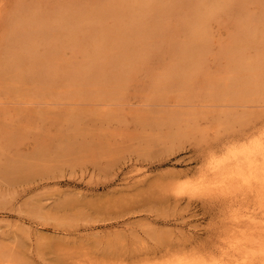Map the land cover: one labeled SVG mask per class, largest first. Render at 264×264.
Wrapping results in <instances>:
<instances>
[{
	"label": "rangeland",
	"instance_id": "1",
	"mask_svg": "<svg viewBox=\"0 0 264 264\" xmlns=\"http://www.w3.org/2000/svg\"><path fill=\"white\" fill-rule=\"evenodd\" d=\"M225 1L0 0V59L9 57L13 73L26 76L21 95L38 94L33 105L18 100L12 89L6 92L10 78L0 76V128L23 122L31 105L41 112H33L37 143L46 142L48 132L50 148L65 139L75 146L74 140L98 142L92 151L83 145L34 167L23 181L10 184L0 177L1 263L140 264L147 259L160 264L193 253L210 256L231 239L229 211L251 198L188 197L174 191L177 184L197 183L210 157L233 133L264 125V98L256 113L249 106L231 115L213 111L206 102L207 85L200 79L225 77L237 65L262 75L264 91V0H235L236 7L233 0ZM158 3L165 8L151 18L159 12L151 6ZM15 15L21 21L37 19L30 36L8 30ZM44 21L50 24V73L48 63L34 76L35 57L45 43ZM247 27H257L256 34L245 37ZM122 29L130 36L118 37ZM6 33L17 49L9 48ZM32 43L42 46L32 48ZM176 65L181 76L173 91L160 87L169 96L167 109L148 105L152 99L164 100L155 95V85ZM193 66L201 68L198 80L183 83ZM119 76L129 79L117 105L106 110L80 99ZM181 98L190 100L188 108L197 115L179 129L165 121ZM0 143L1 173L8 157L25 153L27 146H6L5 139Z\"/></svg>",
	"mask_w": 264,
	"mask_h": 264
},
{
	"label": "bare ground",
	"instance_id": "2",
	"mask_svg": "<svg viewBox=\"0 0 264 264\" xmlns=\"http://www.w3.org/2000/svg\"><path fill=\"white\" fill-rule=\"evenodd\" d=\"M233 1L234 2H231V4L233 3L232 5L234 7L235 0ZM243 1L245 4L246 1ZM206 3L207 2H205V5ZM156 5L157 6L151 7L152 9L159 10V12L157 11V14H152L150 16L151 18H154L153 15L158 16V14H160L165 8L164 5L161 8V4L159 3ZM114 8L115 6L111 5L109 7V11H114ZM210 11L212 12V10ZM16 17L19 18V15L14 16L10 24L11 28L8 30L12 33H14L15 31H23L26 37L30 36V28L33 29L34 25L36 26L38 24L37 19H35V17H31V19L21 21L20 19H16ZM95 19L98 20V17L91 19V23L93 25L95 24ZM197 26L199 25L197 24ZM42 27V37L45 43L43 44L44 47L41 45V50L38 49L40 51V54L37 53L39 55L35 57L36 60L34 62L38 63L35 67H32L34 76L37 75V73L39 75L42 71H45L48 63L49 65L47 67V72L50 73V36L48 35L50 24L44 21ZM125 29H122L121 32L119 31L120 33H117L118 37L130 36V32L128 34L127 31H123ZM255 29L253 30V28L250 27L245 28L246 34H244V36L249 37L251 32L252 34H256ZM131 32L132 35L134 33V30ZM16 35H18V33ZM4 36L2 37L6 38ZM9 36L10 34H8L7 40L5 39L6 42L9 40V45L11 46L9 48H16L15 46H12L15 43V40H12ZM21 37L23 38V36ZM33 39L34 38H32V40ZM126 41L130 43L129 40ZM193 43L194 45H196V42ZM32 46L39 45L32 43L31 47ZM139 47L136 46V49H133L139 50ZM2 54H5L7 56L9 54V51H4ZM3 56L4 55H2L0 59V76H6L7 78H10V85L7 84L9 88L6 90V92L10 93L12 89V92L10 93L13 94L11 95L12 97L21 101L29 99V101H25L27 103H30L31 105L37 103L36 100L38 98V94L36 92L35 93L37 94V97H34L36 95H21V86L28 83L27 81L22 82L26 78V76L21 75L22 78L19 79L18 73H13L12 69L14 68L12 66L13 64H11V59L9 57L3 58ZM239 61L241 62V60ZM39 67L41 68L38 70V72H36L35 69ZM172 68L173 69L171 71L167 70L161 75L163 76V79L159 81V83L156 84L154 88V90H156L155 95L159 97H165L164 100L160 102L158 98H156L155 100L152 99L153 102L148 103V105H152L155 108L157 106H165V110L167 109V99L169 101V96L166 95L163 89H161L160 87L164 85V89L169 88L170 92L173 91L172 89H174L173 86L175 85V78H180L181 76V73H179L181 72L179 70V66H172ZM200 70L201 68L199 66L190 67L188 69V74H185V77H182L184 78L183 83L191 85L193 81L198 80L197 78L199 77L198 74H200ZM28 72H30V70ZM170 75H172L173 79H170ZM261 78L262 75H256V72H252L249 67H246L244 65H237L236 67H233L225 77H218L217 79L210 78L207 80L201 78L200 82L202 81L204 82L203 85H207L204 87L207 89L205 92L207 101H205L208 103V108L212 109L213 111L219 110L218 112H221L223 115H231L232 113H237L239 109L242 108L243 110H245L249 106L252 107L253 113L257 112L258 102L260 99L264 98V91L262 90L261 86ZM128 79L129 78L125 80L122 76H119L114 80L112 85L98 86L91 92L83 94L80 99L82 101L89 100L90 102L100 105V107H102L103 109L108 110L106 106L111 108L113 105H117L123 98L125 93L124 86L126 85ZM168 80H171L172 83H169ZM185 90L188 91V88H185ZM184 99H179L177 106L168 111V118L165 121L166 124L175 125L180 129L184 122L191 120L197 115V111L194 107L188 108V105H190V100L186 101ZM190 99L192 100V98ZM31 105L29 108H27L25 116H23V122L20 121L17 125L11 124L6 129L0 128V139H5L6 146L8 145L10 147H17L24 144L25 146H27V148L24 149L27 150L25 153H20V151H17L15 155L9 156L7 161L8 164H5V169L0 173V177L10 184H14L15 182L17 183V181H23L24 179L28 178L30 175H32L33 168L38 165H41L43 163L55 162V160H58L57 158L59 156L61 158L69 151H74L76 150V148L82 147L83 145L86 149L92 151V144L98 143L94 142L80 144V142L74 140V142L76 141L77 145L75 146L73 145L75 143L65 139L60 140L61 144L57 143L56 146L50 148L49 132L47 135L49 136V139H47L46 142L37 143L36 138L33 139L34 135L32 134V132L34 133L35 131L37 134L40 133L38 130V126L34 122L35 116L33 115V112L35 114L38 113L34 111L35 107L33 109ZM47 106L49 107V105ZM43 113L45 114V112ZM48 113L49 112H47V114ZM21 114L23 115V112H21ZM40 114L41 112H39L38 115L40 116ZM223 126L225 128H228L225 124ZM1 134L7 137L2 138L3 135ZM231 138L232 139L227 141L226 146L222 148L221 152H219L218 154L214 153V155L210 157L207 167L204 168V173L201 175L197 183H195L196 181L193 184L190 182L191 184L185 186H177V184L175 186L176 188L174 189L177 195L185 194L188 197H191L193 195L215 193L219 197L224 196L232 199L239 196H244V198H251L249 202L246 201L245 203H243L240 208L229 211L230 218H228V220L230 221L228 222V231H234L231 235V239L229 236V241L223 244L222 247L216 246L217 248L215 247V252L212 251L213 253L212 255L210 253V256H208L207 254L196 255L193 253L194 256L193 254H191L192 256L190 257V254L186 256H179V254V257H174L175 259L173 257L171 259L170 257L171 260H168L166 262L161 261L160 264H264V125L258 126V124H254L247 130H240L233 133ZM1 143L0 150L2 151L3 146L1 145ZM145 261L146 262H141L140 264H152L150 260L147 261L146 259ZM0 264L3 263L0 262ZM110 264L127 263L121 261L119 263L115 262Z\"/></svg>",
	"mask_w": 264,
	"mask_h": 264
}]
</instances>
